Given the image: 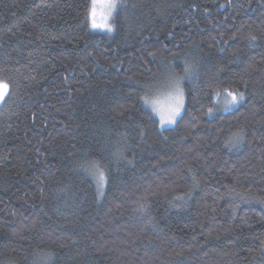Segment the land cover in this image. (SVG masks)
Wrapping results in <instances>:
<instances>
[{
    "label": "trees",
    "instance_id": "obj_1",
    "mask_svg": "<svg viewBox=\"0 0 264 264\" xmlns=\"http://www.w3.org/2000/svg\"><path fill=\"white\" fill-rule=\"evenodd\" d=\"M126 3L105 36L90 0H0V264H264V39H245L264 0ZM185 57L203 73L187 113L213 88L246 101L162 132L139 97ZM89 160L110 173L99 200Z\"/></svg>",
    "mask_w": 264,
    "mask_h": 264
},
{
    "label": "snow or ice",
    "instance_id": "obj_2",
    "mask_svg": "<svg viewBox=\"0 0 264 264\" xmlns=\"http://www.w3.org/2000/svg\"><path fill=\"white\" fill-rule=\"evenodd\" d=\"M229 3H231V0H229ZM45 6L51 7V5ZM127 7L126 0H90L87 18L90 21L91 28L101 29L109 33L114 32L120 11L126 10ZM220 7H225V5H220ZM168 35L171 37L172 32H169ZM245 39L249 44L255 43L258 39H264V32H261L258 36L256 32L250 30ZM152 55L155 56L156 54L152 53ZM201 66V60L195 57H185L182 66L170 64L169 72L161 85V90L152 92L150 89H146L145 94L139 97L143 104L150 106L152 111L159 117V128L162 132L171 126L178 125L183 121L186 114L190 115L188 123L194 129L200 126L204 118H211L217 112L237 110L245 103V92L240 87L213 88L209 94L210 103L202 104L198 112L187 113L189 96L193 91H198L201 88L203 76ZM177 67L180 68V71L176 70ZM242 84L244 88H247L246 82H242ZM186 88L188 89L187 92ZM13 95L14 92L10 90L9 83L0 75V106L7 107ZM141 135H143V131H141ZM246 135V131L240 129L228 138L226 145L238 146L244 142ZM162 139L167 140L168 137L162 136ZM117 154L122 155L119 150H117ZM83 167L84 171L89 173L95 180L97 199L103 198L105 188L110 182V173H107L103 166L95 160H89ZM189 171H192V169L189 168ZM176 199H182V197ZM240 199H247V197L240 194ZM137 203L138 212H148L150 204L147 197L137 201ZM140 218L143 219V216Z\"/></svg>",
    "mask_w": 264,
    "mask_h": 264
},
{
    "label": "rangeland",
    "instance_id": "obj_3",
    "mask_svg": "<svg viewBox=\"0 0 264 264\" xmlns=\"http://www.w3.org/2000/svg\"><path fill=\"white\" fill-rule=\"evenodd\" d=\"M90 22V21H89ZM90 28H91V25H90ZM91 31L94 33V34H100V35H105V36H109L111 35L112 33H109V32H106L104 30H101V29H92L91 28ZM165 80V79H164ZM163 82H160V83H157V86H155L154 89H152V92H156L158 90H161V85H162ZM147 106V105H146ZM149 108V110H151V112L156 116V118L159 120V117L152 111L151 107L150 106H147ZM174 126H171L169 128H172Z\"/></svg>",
    "mask_w": 264,
    "mask_h": 264
}]
</instances>
